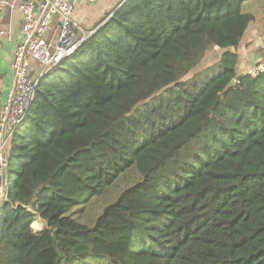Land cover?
Here are the masks:
<instances>
[{"label":"trees","instance_id":"16d2710c","mask_svg":"<svg viewBox=\"0 0 264 264\" xmlns=\"http://www.w3.org/2000/svg\"><path fill=\"white\" fill-rule=\"evenodd\" d=\"M247 1L125 0L41 72L9 142L0 264H264V71L238 75L235 50ZM130 170L93 225L67 216Z\"/></svg>","mask_w":264,"mask_h":264},{"label":"built area","instance_id":"2783aa9c","mask_svg":"<svg viewBox=\"0 0 264 264\" xmlns=\"http://www.w3.org/2000/svg\"><path fill=\"white\" fill-rule=\"evenodd\" d=\"M6 9L18 10L21 13L19 32L24 41L15 48L10 63L11 74L16 78L15 90L0 113V207L6 198L2 172L7 164L9 142L30 109L35 96L36 78L32 74L33 69L28 58L37 63L42 71L48 70L73 55L93 33V30L85 31L73 21L72 0H46L39 16L34 12V0H24L20 3H15L14 0H0V39L5 36L2 19ZM54 17H58L59 24L56 41L51 44L47 40V35ZM262 70L263 67L259 69ZM38 222L44 224L41 219L35 218L30 225L35 233L41 232L44 228L40 227Z\"/></svg>","mask_w":264,"mask_h":264},{"label":"crops","instance_id":"0c3cea01","mask_svg":"<svg viewBox=\"0 0 264 264\" xmlns=\"http://www.w3.org/2000/svg\"><path fill=\"white\" fill-rule=\"evenodd\" d=\"M15 3H20L24 0H14ZM125 0H72L74 12L72 19L85 31H91L108 13L115 10ZM46 0H34L35 15L39 16L42 6ZM249 5L247 12L254 16V22L251 23L244 36L238 44V56L242 55V61L245 65H252L255 60L254 49L256 46L264 45V0H249L244 5ZM243 5V7H244ZM58 17H54L47 35L49 43L53 44L57 38ZM22 15L18 10L6 9L2 19V28L5 31V36L0 39V113L4 104L10 100L12 93L15 90L16 78L11 74L10 63L13 58L14 50L17 46L23 43V37L20 34V25ZM241 43V44H240ZM33 69L34 78L41 75L42 69L33 60L29 59ZM255 63V62H254Z\"/></svg>","mask_w":264,"mask_h":264},{"label":"rangeland","instance_id":"374dc122","mask_svg":"<svg viewBox=\"0 0 264 264\" xmlns=\"http://www.w3.org/2000/svg\"><path fill=\"white\" fill-rule=\"evenodd\" d=\"M249 10V5L242 8L243 12H247V9ZM243 43V40L240 41ZM240 43V44H241ZM254 49V54H255V60L251 63L252 65H245L242 61V55L239 57L238 62V75L242 74H249L253 77L257 76L259 73L262 71H259L262 67L264 68V45L261 46H256ZM236 51L238 50L237 48L235 49ZM221 51L217 48L212 49L209 51L203 58V60L198 64V66L191 71L183 80L187 81L191 77H193L195 74L201 71H205L206 69L215 66L219 58L221 56ZM255 62V63H254ZM132 172L127 173L126 175H122L115 183L113 186L110 188L109 193L102 197H96L92 199L88 204H81L78 206H75L68 214L67 216L72 217L73 219L77 220L78 222L86 225V226H91L94 224L96 218L99 216V214L102 212V210L108 206L109 204L113 203L117 196L120 194V192L133 185L135 182L139 180V177L137 175V172L134 170H130ZM13 183V179L8 183L9 186H11ZM39 223V222H38ZM37 223V224H38ZM44 223V222H43ZM40 227H44V224H40ZM90 264H101L100 262L97 261H91Z\"/></svg>","mask_w":264,"mask_h":264},{"label":"water","instance_id":"95a60500","mask_svg":"<svg viewBox=\"0 0 264 264\" xmlns=\"http://www.w3.org/2000/svg\"><path fill=\"white\" fill-rule=\"evenodd\" d=\"M234 84H235V81L234 80H231L230 83L227 85L226 89L232 87ZM2 178H3V185L5 187V191H7V187H6V184H5V180H6V168L2 172ZM4 204H5V202H3V204L1 205L0 212H2V210L4 208Z\"/></svg>","mask_w":264,"mask_h":264}]
</instances>
